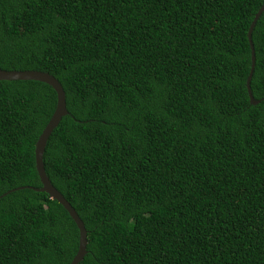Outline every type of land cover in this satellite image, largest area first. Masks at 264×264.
Returning a JSON list of instances; mask_svg holds the SVG:
<instances>
[{
    "label": "trees",
    "instance_id": "obj_1",
    "mask_svg": "<svg viewBox=\"0 0 264 264\" xmlns=\"http://www.w3.org/2000/svg\"><path fill=\"white\" fill-rule=\"evenodd\" d=\"M263 3L0 0V68L65 92L43 164L86 228L77 264H264V10L257 104L246 87ZM55 106L45 82L0 80V264L77 251L74 220L34 189Z\"/></svg>",
    "mask_w": 264,
    "mask_h": 264
},
{
    "label": "water",
    "instance_id": "obj_2",
    "mask_svg": "<svg viewBox=\"0 0 264 264\" xmlns=\"http://www.w3.org/2000/svg\"><path fill=\"white\" fill-rule=\"evenodd\" d=\"M264 10V3L262 6L258 9V11L255 13L249 29L247 33V37L250 43L251 48V68L246 80V87L249 95V100L251 104H257L260 100L255 99L252 95L251 89H250V79L254 70V64H255V50L252 42V30L254 28V25L259 18L260 14ZM0 80H38L41 82H45L48 85H50L56 92V106L55 109L43 128L41 134L37 138L35 145H34V158H35V168L38 174V177L41 182L40 187L34 188L35 190L46 192L49 194L50 198L57 200L58 203H60L66 211L69 213L71 218L74 220L78 230H79V240H78V248L73 256L72 260L69 264H77L82 260L84 255L86 254V243H87V231L83 224V221L79 217L76 210L73 208V206L65 199V197L60 193V191L51 183L49 177L47 176L43 164V153L45 150L46 142L54 130V128L59 124L61 118L68 114V110L66 107V99H65V92L63 90V87L61 83L55 78L53 75L49 74L45 71L40 70H5L0 68ZM18 189V188H16ZM12 190L7 191L6 193L10 192ZM4 193V194H6ZM2 194V195H4Z\"/></svg>",
    "mask_w": 264,
    "mask_h": 264
}]
</instances>
